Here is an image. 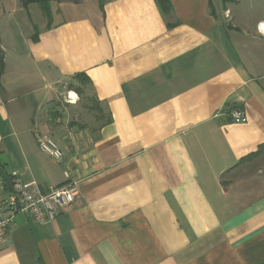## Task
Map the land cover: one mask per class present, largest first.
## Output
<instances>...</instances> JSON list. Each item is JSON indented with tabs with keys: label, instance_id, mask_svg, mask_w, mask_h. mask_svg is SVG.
<instances>
[{
	"label": "crops",
	"instance_id": "obj_1",
	"mask_svg": "<svg viewBox=\"0 0 264 264\" xmlns=\"http://www.w3.org/2000/svg\"><path fill=\"white\" fill-rule=\"evenodd\" d=\"M169 3L66 1L48 26L0 0V181L78 188L51 223L15 215L0 264H264V0ZM78 74L98 109L68 124Z\"/></svg>",
	"mask_w": 264,
	"mask_h": 264
},
{
	"label": "built area",
	"instance_id": "obj_2",
	"mask_svg": "<svg viewBox=\"0 0 264 264\" xmlns=\"http://www.w3.org/2000/svg\"><path fill=\"white\" fill-rule=\"evenodd\" d=\"M67 102L71 103L68 97ZM224 116L234 124H243L247 121L245 112L240 107L230 109ZM37 145L40 152L47 154L52 159L57 161L62 159V151L48 136L38 135ZM77 198V182H68L59 187L44 189L33 181L23 183L13 180L9 187L0 181V245L7 242L8 229L15 215H28L38 225L48 224L53 222L61 212L76 203Z\"/></svg>",
	"mask_w": 264,
	"mask_h": 264
},
{
	"label": "rangeland",
	"instance_id": "obj_3",
	"mask_svg": "<svg viewBox=\"0 0 264 264\" xmlns=\"http://www.w3.org/2000/svg\"><path fill=\"white\" fill-rule=\"evenodd\" d=\"M80 1H87V0H80ZM66 1H64L65 3ZM55 3H52L51 5V11H52V16L53 19L56 21L58 18V15L55 14ZM39 9V8H38ZM40 11V9H39ZM41 12V11H40ZM44 17V16H43ZM17 18V22H19L21 24V29L22 31L28 32L27 30V22H25V14H17L16 15ZM45 19V18H43ZM29 33H33L32 31ZM35 33V32H34ZM72 85L76 86V87H80L82 90V94L80 96H77L78 100L76 101L75 104H71L67 102V93L66 96L60 97V99L58 101H55L52 103L51 108L56 109L58 108L57 113L58 114H65V115H60V119H62V117L64 118L63 121H67L68 124H71L70 121L75 122H82L83 120H88L90 119L89 117H92L95 114V109L97 108V105L95 104V101L92 98V95L90 93V91L88 89H86V85L82 86L80 85L77 81L74 80V82H72ZM65 92L67 91V86L65 85L64 90ZM93 113V114H92ZM61 121V122H63Z\"/></svg>",
	"mask_w": 264,
	"mask_h": 264
},
{
	"label": "trees",
	"instance_id": "obj_4",
	"mask_svg": "<svg viewBox=\"0 0 264 264\" xmlns=\"http://www.w3.org/2000/svg\"><path fill=\"white\" fill-rule=\"evenodd\" d=\"M64 1H69L74 3L80 2V0H20V3L24 9L27 8L30 4H36L49 26V24L51 23V15H52L51 4L52 3L59 4ZM97 1L100 3V0ZM155 1L162 12L171 10L169 0H155ZM35 40L36 39H34V41ZM2 70H3V54L0 51V75L2 74ZM72 80L77 81L82 86L89 84L88 78L82 74L75 75L74 77H72ZM68 89L75 92L78 96L82 94V90L80 87H76L74 85H68ZM1 182L6 187H9L12 183V180L9 178H4L2 179Z\"/></svg>",
	"mask_w": 264,
	"mask_h": 264
},
{
	"label": "bare ground",
	"instance_id": "obj_5",
	"mask_svg": "<svg viewBox=\"0 0 264 264\" xmlns=\"http://www.w3.org/2000/svg\"><path fill=\"white\" fill-rule=\"evenodd\" d=\"M70 100H71V103L76 101V96L74 94H69V96H67Z\"/></svg>",
	"mask_w": 264,
	"mask_h": 264
}]
</instances>
